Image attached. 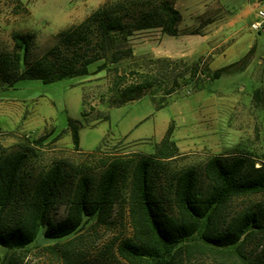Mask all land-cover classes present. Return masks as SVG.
Returning <instances> with one entry per match:
<instances>
[{
    "label": "trees",
    "instance_id": "1",
    "mask_svg": "<svg viewBox=\"0 0 264 264\" xmlns=\"http://www.w3.org/2000/svg\"><path fill=\"white\" fill-rule=\"evenodd\" d=\"M181 19L171 0L108 1L57 33L55 43L36 56L33 34L14 33L13 50L0 52V81L7 86L25 79L52 83L106 71L110 107L154 98L160 91L165 100L192 83L199 89V61L136 56L127 45L143 30L195 34L179 28ZM206 69L211 80L224 71ZM67 128L80 151L79 122L69 118ZM173 129L171 123L153 154L112 155L95 174L56 161L29 182L28 149L0 152V264L7 263L8 252L40 238L56 240L45 246L56 253L60 242L68 246L73 241L64 239L93 220L91 226L109 223L118 206L127 211L131 227L117 246L125 264H183L200 255L217 258L210 264H264V200L238 201L264 193V161L257 167L254 156L233 151L210 156L200 166L167 168L165 162L180 154ZM47 135L35 143L42 144ZM67 192V215L56 220L54 211Z\"/></svg>",
    "mask_w": 264,
    "mask_h": 264
},
{
    "label": "rangeland",
    "instance_id": "2",
    "mask_svg": "<svg viewBox=\"0 0 264 264\" xmlns=\"http://www.w3.org/2000/svg\"><path fill=\"white\" fill-rule=\"evenodd\" d=\"M108 1L118 0H0V52L13 50L14 33H31L32 55L36 56L55 43L57 33L83 21ZM171 1L182 6V0ZM184 1L190 3V9L187 13L180 8L179 28L195 30V34L174 36L160 28L143 30L135 32L127 45L133 47L136 56L151 54L188 63L199 61V89L192 83L165 100L160 91L154 98L147 95L121 107H110V74L106 71L52 83L25 79L7 86L0 81V152L28 149L29 182L56 161L95 174L100 172L101 161L112 155L124 159L151 155L171 123L172 139L180 154L165 162L167 168L200 166L210 156L233 151L247 153L260 165L263 163L264 104H257L256 92L264 98V66L259 61L264 55V31H256L251 25L257 19L255 11L264 10V0L243 1L236 10L215 13L209 16L213 23H203L205 16L196 12L209 0ZM233 31H238L237 36L232 35ZM257 38L259 44L243 60L242 68L231 69V50H235L234 57L242 58L245 42ZM214 46L218 47L211 54L201 53ZM223 51L226 56L215 65L224 71L211 80L204 72L212 55ZM161 101L166 103L158 107ZM69 118L81 126L80 151L74 149L67 128ZM46 134L42 144L35 143ZM67 195L68 192L54 211L56 220L67 215ZM251 200H264V193L238 201ZM93 223L94 220L65 238L73 241L68 246L60 242L56 253L45 247L56 240L40 238L24 250L8 252L6 264H125L117 246L122 237L131 234L127 211L118 206L109 223L91 226ZM214 259L217 258L200 255L183 264H210Z\"/></svg>",
    "mask_w": 264,
    "mask_h": 264
},
{
    "label": "crops",
    "instance_id": "3",
    "mask_svg": "<svg viewBox=\"0 0 264 264\" xmlns=\"http://www.w3.org/2000/svg\"><path fill=\"white\" fill-rule=\"evenodd\" d=\"M243 1H252V0H240V1L239 0H223V1H220V0H209L207 2L202 3V5L199 6V7H201V11H199V7H197L196 8V12L199 15L205 16L204 19L202 20L203 23H205V22L213 23L215 21L213 20V18H210L209 16H211V15H213L215 13L220 14L222 11L230 12V10H236L237 8H239L241 6ZM175 6L177 7V9H179V11H180V8H183L184 10H186L187 13L189 12L188 10L190 9V3L187 2V1H184V0H182V6L178 7V3H175ZM259 10L260 9H258V11ZM258 11H255V13H254L255 17H256V14H257ZM232 20H233L232 24H234L235 21H234V19H232ZM237 34H238V31L237 32L233 31L232 35L237 36ZM258 40H259V38H257V40H252L251 39V40H248V41L245 42L246 51L244 52V55H243L242 58L241 57L240 58L234 57L233 53L235 52V50H231V65H232L231 69L242 68L241 67V63L243 62V60H245V58H247V56H249V54H251L253 48L258 46V44H259ZM243 44H244V42H243ZM218 46H216V47L214 46V47H212L209 50L204 48L201 53H210L211 54L214 50H216V48ZM225 54H226V52L223 51L222 53H218V54L212 55V58L210 60V65H209V68L212 71L220 68V65H215V64L221 63V61H222L221 58H222V56L225 57L226 56ZM251 56H253V58H256V55H251ZM259 61L264 66V55L260 57ZM257 95H258V100H259L258 101L259 103H257V104L258 105H263L264 104V102H263L264 98L263 97L259 98V96H260V92L259 91L257 92Z\"/></svg>",
    "mask_w": 264,
    "mask_h": 264
},
{
    "label": "built area",
    "instance_id": "4",
    "mask_svg": "<svg viewBox=\"0 0 264 264\" xmlns=\"http://www.w3.org/2000/svg\"><path fill=\"white\" fill-rule=\"evenodd\" d=\"M252 29L256 31H264V10H259L257 12V19L251 25ZM257 167L260 166L259 163L256 164Z\"/></svg>",
    "mask_w": 264,
    "mask_h": 264
}]
</instances>
